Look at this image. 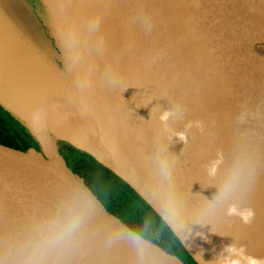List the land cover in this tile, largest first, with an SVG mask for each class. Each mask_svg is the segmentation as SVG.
Returning <instances> with one entry per match:
<instances>
[{"label":"water","instance_id":"95a60500","mask_svg":"<svg viewBox=\"0 0 264 264\" xmlns=\"http://www.w3.org/2000/svg\"><path fill=\"white\" fill-rule=\"evenodd\" d=\"M0 108L31 139L0 142V264H186L106 206L82 153L196 264L264 259V0H0Z\"/></svg>","mask_w":264,"mask_h":264},{"label":"trees","instance_id":"16d2710c","mask_svg":"<svg viewBox=\"0 0 264 264\" xmlns=\"http://www.w3.org/2000/svg\"><path fill=\"white\" fill-rule=\"evenodd\" d=\"M0 133H2L1 129ZM0 142L9 146L23 147L21 142H10L2 139H0ZM73 164L76 172L87 178L88 185L106 206L142 236L166 249L167 245L164 240L157 238L152 230L154 226H158L163 227V234H169L179 242L173 232L154 210L130 186L110 170L83 153L75 156ZM181 248L190 260H187V264H196L182 245Z\"/></svg>","mask_w":264,"mask_h":264},{"label":"clouds","instance_id":"9594fccd","mask_svg":"<svg viewBox=\"0 0 264 264\" xmlns=\"http://www.w3.org/2000/svg\"><path fill=\"white\" fill-rule=\"evenodd\" d=\"M39 111V110H38ZM171 111H164L161 116V122L167 124L169 117L172 116ZM193 126L192 122H189L188 128ZM197 127H200L199 122L196 123ZM178 139L182 142L187 141V133L179 132L175 133ZM228 216L238 217L244 224H251L254 218V210L251 207L238 209L235 205L230 206L227 210ZM237 257V258H233ZM264 264V259L246 255V249L243 245L237 247L236 244L225 245L222 252L217 255V264Z\"/></svg>","mask_w":264,"mask_h":264},{"label":"flooded vegetation","instance_id":"af4514ba","mask_svg":"<svg viewBox=\"0 0 264 264\" xmlns=\"http://www.w3.org/2000/svg\"><path fill=\"white\" fill-rule=\"evenodd\" d=\"M0 129L2 130V133H0V139L4 141H10V142H18L22 143L23 147H17L21 149H27L31 143V139L29 136L23 131V129L10 118V116L5 113L0 108ZM16 147V146H14ZM163 227L154 226L152 229L154 231V234L157 238L164 240L165 244L167 245V250L175 255L179 256L186 264L188 263L189 258L186 256V254L183 252L181 248V243L177 242L171 235H167L166 233L163 234L162 232ZM164 231V230H163Z\"/></svg>","mask_w":264,"mask_h":264},{"label":"rangeland","instance_id":"374dc122","mask_svg":"<svg viewBox=\"0 0 264 264\" xmlns=\"http://www.w3.org/2000/svg\"><path fill=\"white\" fill-rule=\"evenodd\" d=\"M6 113V112H5ZM24 131V130H23ZM25 132V131H24Z\"/></svg>","mask_w":264,"mask_h":264}]
</instances>
